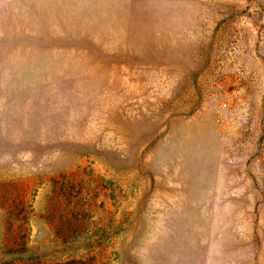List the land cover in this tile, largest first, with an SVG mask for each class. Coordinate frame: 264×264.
<instances>
[{
  "label": "rangeland",
  "instance_id": "1",
  "mask_svg": "<svg viewBox=\"0 0 264 264\" xmlns=\"http://www.w3.org/2000/svg\"><path fill=\"white\" fill-rule=\"evenodd\" d=\"M0 264H264V0H0Z\"/></svg>",
  "mask_w": 264,
  "mask_h": 264
}]
</instances>
